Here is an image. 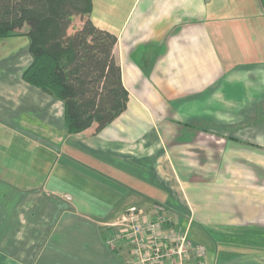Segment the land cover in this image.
<instances>
[{"label":"crops","instance_id":"crops-1","mask_svg":"<svg viewBox=\"0 0 264 264\" xmlns=\"http://www.w3.org/2000/svg\"><path fill=\"white\" fill-rule=\"evenodd\" d=\"M92 6V22L117 37L126 109L68 134L62 102L22 79L28 40L10 52L13 65L0 68V264H126L108 241L127 208L146 212L147 201L186 214L189 239L206 249L199 264H264V0ZM84 19L73 16L68 33ZM62 156L63 183L49 185Z\"/></svg>","mask_w":264,"mask_h":264},{"label":"trees","instance_id":"trees-1","mask_svg":"<svg viewBox=\"0 0 264 264\" xmlns=\"http://www.w3.org/2000/svg\"><path fill=\"white\" fill-rule=\"evenodd\" d=\"M92 7V0H0V39L28 27L31 61L22 79L62 102L68 134L103 128L128 101L113 54L117 37L92 22ZM75 15L85 19L69 34Z\"/></svg>","mask_w":264,"mask_h":264},{"label":"built area","instance_id":"built-area-1","mask_svg":"<svg viewBox=\"0 0 264 264\" xmlns=\"http://www.w3.org/2000/svg\"><path fill=\"white\" fill-rule=\"evenodd\" d=\"M137 210L133 206L127 210L108 241L111 247L117 243L114 237L128 241L131 251L126 264H199L206 253L204 245L191 241L172 219L147 218Z\"/></svg>","mask_w":264,"mask_h":264},{"label":"rangeland","instance_id":"rangeland-1","mask_svg":"<svg viewBox=\"0 0 264 264\" xmlns=\"http://www.w3.org/2000/svg\"><path fill=\"white\" fill-rule=\"evenodd\" d=\"M24 40L27 41L28 39H27L26 35H24L22 33H20V35L17 36L16 38H12V39H8V40H1L0 39V68H8V67H10V66L13 65V62L15 61L16 58L14 59V57L12 55L10 56V54H11L10 52L13 53L14 50H17L18 49L17 50V53H20L21 52V49H22L21 47H23ZM13 48H15V49H13ZM63 160H65V156H62V158L59 159V165L54 170V172H53V174L51 176V180L49 182V185L52 184L53 182L62 185L63 182H62L61 176H60V178L58 180H56L57 179L56 177H57V175L59 173L58 171L60 169L61 164L63 163ZM91 160L94 161V159H91ZM52 161L49 160V159H47L45 161L46 162L45 165H49V167H50V165L53 164ZM86 164L87 165L89 164L88 161H86ZM49 167H48L47 170H49ZM136 167L139 168L140 166L139 165H136ZM89 169L92 170L91 167H89ZM47 170H46V172H47ZM199 175H200V173H199ZM37 180H38V184L42 183V180H43V171H41L40 169L37 172ZM125 184L127 186L133 187L135 189H138V188L139 189H142V191H145V193L148 196L157 199V201H160L163 197L166 198L168 196L166 191H164L161 188L152 186V185L151 186H148L147 185L145 187L144 186H136V184L130 183V181H129V184L126 183V182H125ZM143 185H146V184H143ZM140 187H142V188H140ZM60 189H61V187H60ZM67 191H68V194H70L71 193V188L68 187V190ZM84 193L85 194L88 193L89 199H90L91 203H95V196H97V194H95L93 192V189L92 188H88L87 191H85ZM138 200H142V199H138ZM142 201L145 202V199H143ZM146 203H147V205L149 207H151L150 210H148L149 208H147V207L145 208L144 207L145 210H146V212H144V210L140 206L138 207V206L135 205L133 207H135L136 210L137 209L138 210H141L142 211V215L147 216V218H165L167 220L172 219L170 221L171 223H172V221H174V224H176V227L182 228L183 230H186V232H187V227L188 226H186V224H187V219L188 218H186L187 217L186 214H184L180 210L181 208L178 205H171V206H165V207L163 206L164 208H161L159 204H154V203H151V202L148 203V201ZM129 208H127V210ZM121 220H122V218H120L119 221H121ZM166 225H169V223H167ZM196 226H197L196 223L193 224V229L196 228ZM211 228L214 229V227L208 226V229H211ZM113 243H116L115 248H117L118 250H122V256L124 257V259L125 260H128V258L130 257V251H131V245L128 243V241L126 239H124L123 237L117 238V240L114 237V242Z\"/></svg>","mask_w":264,"mask_h":264}]
</instances>
